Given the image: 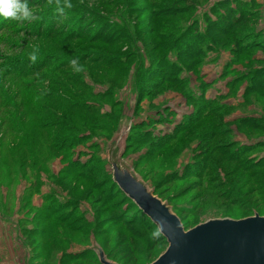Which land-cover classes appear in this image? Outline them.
Listing matches in <instances>:
<instances>
[{"label":"rangeland","instance_id":"1","mask_svg":"<svg viewBox=\"0 0 264 264\" xmlns=\"http://www.w3.org/2000/svg\"><path fill=\"white\" fill-rule=\"evenodd\" d=\"M35 1L0 31V264H73L118 232L131 241L108 161L122 150L186 228L264 215V172L244 169L264 161V0ZM72 22L84 38H65Z\"/></svg>","mask_w":264,"mask_h":264},{"label":"water","instance_id":"2","mask_svg":"<svg viewBox=\"0 0 264 264\" xmlns=\"http://www.w3.org/2000/svg\"><path fill=\"white\" fill-rule=\"evenodd\" d=\"M123 152L109 156L112 181L166 241L164 250L147 264H264V215L208 218L185 228L171 206L121 161ZM90 249L100 264H119L97 244Z\"/></svg>","mask_w":264,"mask_h":264},{"label":"trees","instance_id":"3","mask_svg":"<svg viewBox=\"0 0 264 264\" xmlns=\"http://www.w3.org/2000/svg\"><path fill=\"white\" fill-rule=\"evenodd\" d=\"M35 5L36 7H43L45 0H39V1H35ZM240 4L239 3H235L234 8H232L230 5L225 7V10L227 11L226 13H228L227 17H224L222 20L228 25H233L235 26L236 24H238L239 22L243 21V17L242 14L245 11H242L240 9ZM37 22H40L41 27L44 24H48V21L46 19L45 16L41 17L38 19ZM9 24V20L8 18L2 17L0 16V31H3L5 29H7ZM227 25V26H228ZM218 27H214L215 30H219V31H223L225 33H229L231 31L228 30L222 25V22L217 25ZM82 27V25L77 22L74 23L72 22L70 27H68L69 32H67L65 34V38L66 39H79V38H84L85 33L82 32V29L79 30V28ZM48 28V27H47ZM54 28H52L51 26L49 27V29H46V31H44V33H38V35H50L55 33L56 30H53ZM79 30V31H78ZM41 32V31H39ZM260 75V74H258ZM261 75H264V72H262ZM260 77L261 76H257V82H260ZM132 132L129 133L128 136V142L126 147H128L132 142ZM243 145V144H242ZM245 148H244V147ZM242 147L236 148L231 150L230 152L232 153H239L241 148H244L245 151L251 149L253 147L252 146H247V145H243ZM242 149V150H244ZM239 150V151H238ZM241 150V151H242ZM231 153V154H232ZM232 156L230 155V158ZM257 158V157H255ZM246 161V166L244 167L245 171L250 169L251 167L256 168L259 171L264 172V161L260 160V159H250L249 157H247ZM177 169H173L172 171L168 172L167 175L164 177L165 179L167 178V176L173 174L174 172H176ZM112 181V180H111ZM164 182V181H162ZM197 185L199 186L200 184L203 185V183H200L199 181H196ZM112 184L116 186L117 190L123 195L124 200H126V202L129 204V206H132V208L130 210L127 211V213L123 216L118 217L119 222L121 223V231H127V233H129V235L132 237V240L129 241L126 239V237H123L124 232L121 233H117V235H115V244L113 247L109 248L108 247V241L106 240L103 244H102V249L104 251V253L107 255V257L117 261L119 264H147L148 262H150L152 259H154V257L158 254V252H160L163 248L164 245L166 246V241L164 240V238L160 235V233L158 232L156 226L149 220V218L147 216H145L141 210L138 209V207L128 198L125 196V194L118 188V186L116 185V183H114L112 181ZM155 193L162 197L160 193L157 192L156 188H154ZM258 199H254V202L257 203ZM123 202V201H121ZM231 202L235 203L236 199H232ZM255 208L260 212L264 214V189H263V195H262V202H260L259 204H255L254 205ZM50 207V206H48ZM181 220V219H180ZM182 222V220H181ZM183 226L186 228V225L182 222ZM135 226L141 227L143 228L146 232L148 231V233H143V234H138V236L135 234L134 228ZM122 234V235H121ZM134 239V240H133ZM82 251H86V253H78L77 255H75V263L73 264H100L98 261V258L96 256V254L90 249V248H85ZM85 259V263L82 262L81 260Z\"/></svg>","mask_w":264,"mask_h":264},{"label":"clouds","instance_id":"4","mask_svg":"<svg viewBox=\"0 0 264 264\" xmlns=\"http://www.w3.org/2000/svg\"><path fill=\"white\" fill-rule=\"evenodd\" d=\"M0 16L16 20H28L32 18V11L28 0H0ZM71 64L74 70H80L76 60H72Z\"/></svg>","mask_w":264,"mask_h":264}]
</instances>
